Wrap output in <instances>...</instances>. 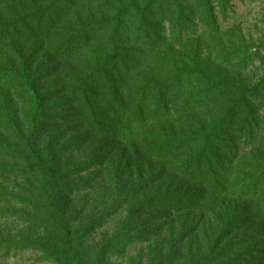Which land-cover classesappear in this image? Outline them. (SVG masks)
Instances as JSON below:
<instances>
[{
    "label": "trees",
    "instance_id": "trees-1",
    "mask_svg": "<svg viewBox=\"0 0 264 264\" xmlns=\"http://www.w3.org/2000/svg\"><path fill=\"white\" fill-rule=\"evenodd\" d=\"M0 264H264V0H0Z\"/></svg>",
    "mask_w": 264,
    "mask_h": 264
},
{
    "label": "rangeland",
    "instance_id": "rangeland-1",
    "mask_svg": "<svg viewBox=\"0 0 264 264\" xmlns=\"http://www.w3.org/2000/svg\"><path fill=\"white\" fill-rule=\"evenodd\" d=\"M239 9H243V6L239 7Z\"/></svg>",
    "mask_w": 264,
    "mask_h": 264
}]
</instances>
